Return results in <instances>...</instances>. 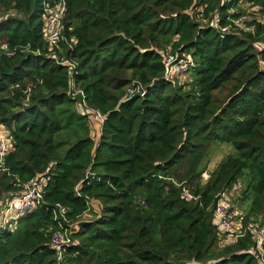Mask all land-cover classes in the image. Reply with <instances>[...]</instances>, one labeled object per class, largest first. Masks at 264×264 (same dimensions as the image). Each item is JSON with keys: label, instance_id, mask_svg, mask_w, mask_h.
Here are the masks:
<instances>
[{"label": "trees", "instance_id": "1", "mask_svg": "<svg viewBox=\"0 0 264 264\" xmlns=\"http://www.w3.org/2000/svg\"><path fill=\"white\" fill-rule=\"evenodd\" d=\"M44 1L58 2L0 0L12 13L0 20V124L13 139L0 163V264H263L252 232L264 226V0H65L52 47ZM239 4L258 14L243 29ZM182 53L189 83L165 74L166 54ZM132 82L143 96L126 97ZM92 111L104 116L97 143ZM214 144L235 153L202 183ZM36 179L40 204L3 224ZM234 193L249 205L232 241L214 213Z\"/></svg>", "mask_w": 264, "mask_h": 264}, {"label": "built area", "instance_id": "2", "mask_svg": "<svg viewBox=\"0 0 264 264\" xmlns=\"http://www.w3.org/2000/svg\"><path fill=\"white\" fill-rule=\"evenodd\" d=\"M43 38L49 44L50 47L56 45L59 40L62 38L63 24L62 20L66 12V3L65 0H58L57 3L50 5L47 1L43 2ZM234 25H237V22H233ZM213 27L219 28V18L215 17L213 21ZM227 27L222 28V32H226ZM2 45H0V51ZM2 53V52H1ZM180 56V57H179ZM192 59L189 55L182 53L181 55L171 56L166 54L165 57V74L171 77H179L186 72L189 66H192ZM145 89L138 83L132 82L131 87L126 90V97H132L136 94L143 96ZM85 106V105H84ZM96 118H101V114L98 112H91V119L98 120ZM13 150V139L4 126L0 124V163L3 162L4 158L11 153ZM46 185V179L34 180L29 186L26 187L25 193L19 198L11 201L4 212L3 224L6 221L7 216L9 215H18L24 214L27 211L33 210L37 205L40 204L44 194V186ZM237 191L241 190L240 185L235 186ZM224 198H227L230 204H227L223 201ZM65 210L57 206V214L64 220ZM237 213L233 210L232 202L230 201L228 195L222 194L221 198L218 200L215 208V223L218 226V229L222 233H226V236L232 241L240 234V219L237 220L235 217ZM3 217V216H2ZM256 237V246L262 251L261 246L264 243V226L258 228L257 231L252 232ZM69 243V236L66 231L57 232L53 235L51 244L53 249L58 252L61 251L62 246ZM264 264V263H263Z\"/></svg>", "mask_w": 264, "mask_h": 264}, {"label": "rangeland", "instance_id": "3", "mask_svg": "<svg viewBox=\"0 0 264 264\" xmlns=\"http://www.w3.org/2000/svg\"><path fill=\"white\" fill-rule=\"evenodd\" d=\"M241 4H239V7L238 9H240V11L242 13H244L245 15H243V17L236 21L237 22V25H234V27H237L239 29H243L244 28V23H247L249 21H251L253 19V17H256V15H258L256 13V10L255 8H248V5L247 4H244V6L240 7ZM12 15V13H4L2 10H0V20L5 18L7 15ZM234 22V21H233ZM232 22V24H233ZM247 30V29H245ZM166 57V56H165ZM261 68L264 69V65H261ZM178 79H181L180 82H186V83H189L190 80H191V77H190V74L188 73H184L182 74L181 76H179ZM128 88V87H127ZM226 91H223L221 93H219L217 96L220 98V99H224V96L226 95ZM126 95V94H125ZM84 102H82L81 104V107L79 109V111H82L84 109ZM91 117L88 116V123H89V126H90V130H91V136L93 137L94 136V141L95 143H97L98 141V135L100 133V130H101V127H102V123L104 121V116L101 115V118H96L98 120H93V121H90ZM96 122H99L100 124H102L100 126V128H97L96 126ZM99 130V133L97 135H95V132H97ZM235 153L234 149L228 145V144H214L213 146H211L208 150V153H207V156L205 158V163H206V175L205 177L202 178V183L206 182L209 174L216 168V166L219 164V162L225 158L227 155H233ZM222 196V195H221ZM230 201L232 202V204L234 205V208L233 210H235V212L237 213V216L235 217V219L237 217H242L245 215V212H246V209L249 205V201H241L240 202L236 201L237 198H239V195L234 193L232 195H228ZM221 198V197H220ZM223 201L227 204H230V202L228 201L227 198H224ZM6 204L3 202V204L0 206V210L3 209V207L5 206ZM237 206V207H236ZM101 208V205L97 202H92V209L95 210L94 212H96V215H99V210ZM99 213V214H98ZM91 215H92V218H93V214L89 213L87 215H84L82 218H80L81 221H85V220H88L91 218ZM91 218V219H92ZM220 244L222 245L224 243V237L223 236H220Z\"/></svg>", "mask_w": 264, "mask_h": 264}]
</instances>
